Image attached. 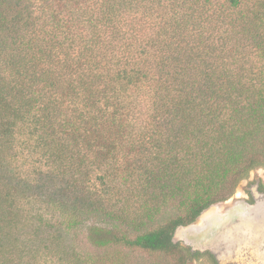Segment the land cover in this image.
I'll use <instances>...</instances> for the list:
<instances>
[{"label": "trees", "instance_id": "16d2710c", "mask_svg": "<svg viewBox=\"0 0 264 264\" xmlns=\"http://www.w3.org/2000/svg\"><path fill=\"white\" fill-rule=\"evenodd\" d=\"M260 169L264 0H0V264H219Z\"/></svg>", "mask_w": 264, "mask_h": 264}, {"label": "rangeland", "instance_id": "374dc122", "mask_svg": "<svg viewBox=\"0 0 264 264\" xmlns=\"http://www.w3.org/2000/svg\"><path fill=\"white\" fill-rule=\"evenodd\" d=\"M199 219L178 228L174 241L210 252L219 264H264V169L252 172L232 198L209 207ZM189 264L213 263L203 257Z\"/></svg>", "mask_w": 264, "mask_h": 264}, {"label": "flooded vegetation", "instance_id": "af4514ba", "mask_svg": "<svg viewBox=\"0 0 264 264\" xmlns=\"http://www.w3.org/2000/svg\"><path fill=\"white\" fill-rule=\"evenodd\" d=\"M259 189H260V186H259ZM261 190V189H260Z\"/></svg>", "mask_w": 264, "mask_h": 264}, {"label": "bare ground", "instance_id": "6f19581e", "mask_svg": "<svg viewBox=\"0 0 264 264\" xmlns=\"http://www.w3.org/2000/svg\"><path fill=\"white\" fill-rule=\"evenodd\" d=\"M200 220V219H199ZM196 223H198V222H196Z\"/></svg>", "mask_w": 264, "mask_h": 264}]
</instances>
